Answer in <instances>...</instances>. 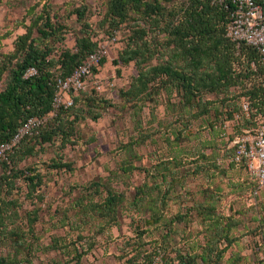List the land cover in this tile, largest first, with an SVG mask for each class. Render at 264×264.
Instances as JSON below:
<instances>
[{"label": "trees", "instance_id": "1", "mask_svg": "<svg viewBox=\"0 0 264 264\" xmlns=\"http://www.w3.org/2000/svg\"><path fill=\"white\" fill-rule=\"evenodd\" d=\"M52 1L39 0L29 6L16 22L24 32L15 37L11 50L0 49V144L10 140L29 117L49 116L38 134H27L22 138L10 153V164L0 159V239H8L21 255L20 258L0 256V264H34L36 252L45 247L70 254V246L60 236H55L46 246L40 242L36 234L41 211L39 206L27 212L26 229L19 226L8 228V222L16 219L21 206L10 196L17 181L23 179L27 188L25 197L43 201L41 190L46 175L37 164L22 167L20 163L39 157L46 145H57L48 168L73 170V163L64 160L63 150L77 143L79 123L88 117L97 120L105 109L113 106L97 90L82 89L73 95L72 105L61 106L56 114L50 115L57 79L67 78L99 46V40L94 39L93 24L87 18L88 6L83 3L73 10L83 33L76 39V48H64L58 57L54 56L55 43L66 40L68 27L53 12ZM256 2L263 3L264 0ZM229 22V9L217 0H107L100 25L106 27L109 37L117 31H125L124 46L113 59L117 74L121 73L122 65L130 63H134L138 71L128 87L119 90L125 102L139 112L148 102H155L162 91H167L176 93L181 119L185 116L189 123L192 119L212 115L213 120L209 121L212 130L230 120L236 122L235 131L240 134L254 127L257 118L264 116V58L253 46L246 43L238 45L231 40L227 35ZM106 61L104 57L94 68L95 74ZM31 66H35L38 73L25 77ZM245 102L249 104L248 111L244 110ZM182 133L177 131V138ZM141 136L131 143L139 144L148 138ZM198 158L206 161L200 162ZM198 158L193 160L196 163L186 174L221 171L219 161L211 160L208 153L202 151ZM229 162L245 166L243 162ZM182 164L177 158L161 160L156 164L162 174L161 181L155 180L151 185L145 181L136 188L132 203L140 211H150V216L144 219L146 225L167 221L171 192L178 182L185 179L184 175L178 176L175 169ZM137 168L131 161L121 163L123 172ZM144 170L148 176L150 170ZM253 181L259 187L258 182ZM92 185L98 189L106 184L95 181ZM106 192L105 199L93 202L91 207L103 217L116 221L118 207L125 201V194L111 186ZM216 202L215 195L208 193L203 201L185 207L186 212L179 210L169 218L171 226L167 236L176 231L172 227L174 223H188L190 212L196 211L202 217L205 235L200 245L175 246V255L165 259L164 264H243V257L239 254L225 260L226 253L237 240L233 231L240 220L219 212ZM259 220L262 222L261 241L264 244V217ZM145 232L143 229L138 233L141 242L134 248L132 261L143 251ZM169 244L170 241L164 239L158 247L166 252ZM85 251L84 248L81 251L74 248L70 261L84 264ZM157 252L143 253L148 264L153 262ZM53 262L60 264L58 260Z\"/></svg>", "mask_w": 264, "mask_h": 264}, {"label": "rangeland", "instance_id": "2", "mask_svg": "<svg viewBox=\"0 0 264 264\" xmlns=\"http://www.w3.org/2000/svg\"><path fill=\"white\" fill-rule=\"evenodd\" d=\"M39 0H0V49L8 51L13 48L15 37L24 32L16 26L25 10ZM107 0H53V12L66 23L68 31L63 43H55L54 56L58 57L64 48H76V39L83 35L81 23L73 10L85 3L88 6L87 18L93 24L94 39L105 44L107 61L100 68L98 76L90 78L86 91L92 89L109 99L113 106L103 111L102 117H91L79 123L77 143L68 145L64 150V160L73 163V170L49 169L48 162L55 156L57 145H46L37 158L31 157L20 163L24 167L37 164L46 175L41 192L44 200L26 198L27 190L24 180L17 181L16 189L10 197L18 200L17 217L8 222L9 227L19 226L26 229L27 212L39 206V221L36 234L46 246L55 236H60L70 246V254L55 250H38L33 259L34 264H74L70 261L74 248L86 250L84 264H148L143 253L158 252L151 264H164L165 259L175 255L173 248L200 245L204 241L205 229L202 217L192 211L188 223H174L173 231L166 235L171 226L169 218L185 207L203 201L208 193L215 195L217 209L226 215H233L240 220L234 229L236 242L229 248L225 260L229 261L239 254L243 264H264V244L261 241L260 218L264 217V186L258 187L242 164L230 163L235 147V121H226L212 130L209 121L213 116L192 119L191 123L182 118L176 93L162 91L155 102H148L143 110L136 112L120 95L121 88H127L131 79L137 75L134 63L122 65L117 74L113 59L117 58L124 46L125 31H117L111 37L100 20ZM40 8V7H39ZM28 22V21H27ZM115 36L116 39L111 38ZM53 43V44H54ZM102 81L99 88L95 80ZM72 94L70 97L72 98ZM67 98V95H64ZM73 99V98H72ZM174 102V104H173ZM190 118V116L188 117ZM187 124V127L184 125ZM177 131L183 132L177 138ZM142 135V136H141ZM147 136L144 142L131 143L139 136ZM206 152L211 160L219 161L221 171L214 174H186L193 168V160L200 152ZM177 158L182 161L175 168L178 176H185L171 192L167 221L146 225L144 219L150 211H140L132 200L136 188L148 181L151 184L161 181V171L156 164L161 160ZM200 159V158H198ZM200 159V162L206 161ZM131 161L138 168L123 172L121 163ZM43 162H47L43 163ZM149 169L148 176L144 169ZM191 169H189L191 171ZM1 172V170H0ZM186 174V175H185ZM95 181L105 183V187L93 186ZM112 187L125 194V201L118 207L116 221L108 219L94 211L93 202H102L107 195V187ZM97 189V190H96ZM156 193V191H155ZM146 230L143 236V251L135 261L131 257L139 243L138 233ZM82 236V239L81 237ZM33 238V236H31ZM80 238V239H79ZM164 239L170 241L169 250L163 252L160 244ZM141 242V241H140ZM67 250V249H66ZM21 255L13 249L10 241L0 239V256Z\"/></svg>", "mask_w": 264, "mask_h": 264}, {"label": "built area", "instance_id": "3", "mask_svg": "<svg viewBox=\"0 0 264 264\" xmlns=\"http://www.w3.org/2000/svg\"><path fill=\"white\" fill-rule=\"evenodd\" d=\"M229 9L230 22L227 35L238 45L246 43L256 48L264 58V2L256 0H217ZM115 40L116 37L111 38ZM105 44H99L98 48L80 63L67 78H58L56 92L53 99V110L50 115L56 114L61 106L72 105V94H77L85 89L90 78L97 77L94 68L98 67L107 54ZM37 68L31 66L25 73V77L37 74ZM100 88L102 81L95 80ZM67 95V98L64 97ZM244 110H249V104L244 103ZM48 115L31 116L15 132L13 137L0 144V159L11 163L10 153L20 144L22 138L29 134H38L48 120ZM235 152L231 161L244 163L250 177L257 181L259 187L264 186V116L260 115L256 125L247 128L244 133L238 135L235 140Z\"/></svg>", "mask_w": 264, "mask_h": 264}, {"label": "crops", "instance_id": "4", "mask_svg": "<svg viewBox=\"0 0 264 264\" xmlns=\"http://www.w3.org/2000/svg\"><path fill=\"white\" fill-rule=\"evenodd\" d=\"M27 160V159H26ZM25 161V160H24Z\"/></svg>", "mask_w": 264, "mask_h": 264}]
</instances>
